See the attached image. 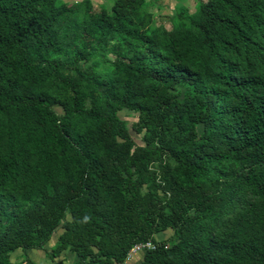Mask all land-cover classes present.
I'll return each instance as SVG.
<instances>
[{
	"label": "trees",
	"instance_id": "trees-1",
	"mask_svg": "<svg viewBox=\"0 0 264 264\" xmlns=\"http://www.w3.org/2000/svg\"><path fill=\"white\" fill-rule=\"evenodd\" d=\"M78 7L0 0V264H126L146 240L136 264H264V0H204L173 33L137 0Z\"/></svg>",
	"mask_w": 264,
	"mask_h": 264
},
{
	"label": "rangeland",
	"instance_id": "rangeland-1",
	"mask_svg": "<svg viewBox=\"0 0 264 264\" xmlns=\"http://www.w3.org/2000/svg\"><path fill=\"white\" fill-rule=\"evenodd\" d=\"M140 3L139 12L142 15V21L144 22V28L148 31H154L155 29H165L166 32L178 31L183 25L188 26V19L192 14H194L199 3L204 0H137ZM58 3L64 4H79L78 12L82 15L86 12H92L95 16L99 15L100 12H106L109 15L112 13V8L115 0H57ZM109 58V57H107ZM81 67L84 70L91 71H106L110 70V67L101 62L98 57H92L86 62L81 61ZM61 72L66 76H77V72L71 68L67 67L61 70ZM177 95L179 100H182L185 94V89L183 87H177L173 92ZM54 110L61 114L59 108H54ZM120 117L124 120L128 127L135 122L136 118L134 115L123 112L120 113ZM197 133H201L202 125L196 126ZM136 139L140 135H134ZM58 234V233H57ZM56 234V235H57ZM157 241L163 243L165 246L169 247L174 238L173 231L167 229L163 233H160L155 237ZM50 241L46 245L48 250L53 244ZM17 250L11 255L12 264H22V254ZM28 257L35 264H68L74 260V257L68 251H64L62 255L54 262H50L44 255L42 251H28Z\"/></svg>",
	"mask_w": 264,
	"mask_h": 264
},
{
	"label": "built area",
	"instance_id": "built-area-1",
	"mask_svg": "<svg viewBox=\"0 0 264 264\" xmlns=\"http://www.w3.org/2000/svg\"><path fill=\"white\" fill-rule=\"evenodd\" d=\"M158 245L151 240L139 242L131 246L125 255L126 264H136L141 260L142 255L147 251L154 250ZM167 246H165L166 248Z\"/></svg>",
	"mask_w": 264,
	"mask_h": 264
}]
</instances>
